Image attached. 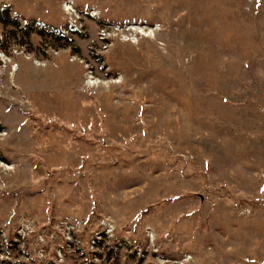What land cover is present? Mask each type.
<instances>
[{"label": "rangeland", "instance_id": "obj_1", "mask_svg": "<svg viewBox=\"0 0 264 264\" xmlns=\"http://www.w3.org/2000/svg\"><path fill=\"white\" fill-rule=\"evenodd\" d=\"M0 4V264H264V0Z\"/></svg>", "mask_w": 264, "mask_h": 264}, {"label": "trees", "instance_id": "obj_2", "mask_svg": "<svg viewBox=\"0 0 264 264\" xmlns=\"http://www.w3.org/2000/svg\"><path fill=\"white\" fill-rule=\"evenodd\" d=\"M9 7L8 5H1L0 4V22L3 24L11 23L14 24L15 26H18L20 24L19 19L15 15H10L8 13ZM36 23V22H35ZM23 30L25 29V32H27L29 29H34L36 28L39 32H49L51 34H54L57 37H65V34L62 32L60 28H54V26H49L47 24H38L37 26L33 25V22L25 20L24 26L21 27ZM1 128V126H0Z\"/></svg>", "mask_w": 264, "mask_h": 264}, {"label": "built area", "instance_id": "obj_3", "mask_svg": "<svg viewBox=\"0 0 264 264\" xmlns=\"http://www.w3.org/2000/svg\"><path fill=\"white\" fill-rule=\"evenodd\" d=\"M34 26H37V23H35Z\"/></svg>", "mask_w": 264, "mask_h": 264}, {"label": "bare ground", "instance_id": "obj_4", "mask_svg": "<svg viewBox=\"0 0 264 264\" xmlns=\"http://www.w3.org/2000/svg\"><path fill=\"white\" fill-rule=\"evenodd\" d=\"M16 69V68H15Z\"/></svg>", "mask_w": 264, "mask_h": 264}]
</instances>
